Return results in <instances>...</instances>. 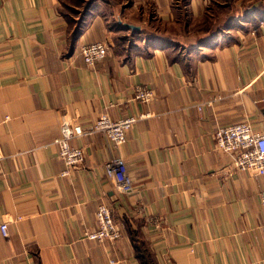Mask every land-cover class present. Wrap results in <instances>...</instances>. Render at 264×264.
Returning <instances> with one entry per match:
<instances>
[{
  "label": "crops",
  "instance_id": "obj_1",
  "mask_svg": "<svg viewBox=\"0 0 264 264\" xmlns=\"http://www.w3.org/2000/svg\"><path fill=\"white\" fill-rule=\"evenodd\" d=\"M68 0H0V264H264V176L234 171L219 126L264 135V0H100L76 40ZM105 41L94 67L80 54ZM154 100H133L135 88ZM146 115L113 147L100 133L71 140L84 163L61 177V122ZM120 158L123 193L106 176ZM107 205L114 243L84 233Z\"/></svg>",
  "mask_w": 264,
  "mask_h": 264
},
{
  "label": "built area",
  "instance_id": "obj_2",
  "mask_svg": "<svg viewBox=\"0 0 264 264\" xmlns=\"http://www.w3.org/2000/svg\"><path fill=\"white\" fill-rule=\"evenodd\" d=\"M109 51L105 41L86 44L81 47L80 54L86 66L94 67L103 60ZM133 100L146 104L154 100L152 90L137 86ZM146 115L129 116L117 120L108 115H100L89 127L83 128L78 122L63 120L61 122V137L57 140L59 156L64 162L61 177H68L84 163L85 151L82 147H73L71 140L82 135L100 133L112 144L118 147L126 142L127 132ZM213 139L218 150L232 155L231 167L234 171H248L258 176H264V135L258 133L246 122L219 126L213 132ZM106 176L113 180L123 193L132 191V180L120 158H111L105 164ZM260 206L264 212V191L260 194ZM96 225L84 233L85 238L94 242L114 243L121 238V229L115 222L110 208L100 204L95 213ZM7 225L0 224V234L6 235Z\"/></svg>",
  "mask_w": 264,
  "mask_h": 264
},
{
  "label": "trees",
  "instance_id": "obj_3",
  "mask_svg": "<svg viewBox=\"0 0 264 264\" xmlns=\"http://www.w3.org/2000/svg\"><path fill=\"white\" fill-rule=\"evenodd\" d=\"M99 4L100 0H68L66 3L64 2V10L62 13L68 20L71 41L76 40L79 36L83 22L90 10ZM257 10H261L264 13V5L258 6ZM130 236L140 264H154L152 255L142 236L134 230H130Z\"/></svg>",
  "mask_w": 264,
  "mask_h": 264
}]
</instances>
